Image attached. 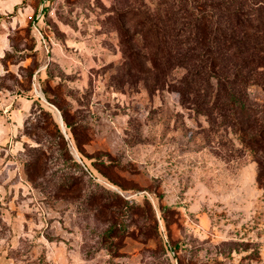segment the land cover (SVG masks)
<instances>
[{
	"label": "rangeland",
	"instance_id": "rangeland-1",
	"mask_svg": "<svg viewBox=\"0 0 264 264\" xmlns=\"http://www.w3.org/2000/svg\"><path fill=\"white\" fill-rule=\"evenodd\" d=\"M163 1L0 0V264H264L258 164L173 91Z\"/></svg>",
	"mask_w": 264,
	"mask_h": 264
},
{
	"label": "trees",
	"instance_id": "trees-1",
	"mask_svg": "<svg viewBox=\"0 0 264 264\" xmlns=\"http://www.w3.org/2000/svg\"><path fill=\"white\" fill-rule=\"evenodd\" d=\"M165 50L183 75L172 83L184 103L214 129L230 127L258 164L264 189V0H164ZM67 126L70 127L69 124ZM240 153V152H239Z\"/></svg>",
	"mask_w": 264,
	"mask_h": 264
},
{
	"label": "built area",
	"instance_id": "built-area-1",
	"mask_svg": "<svg viewBox=\"0 0 264 264\" xmlns=\"http://www.w3.org/2000/svg\"><path fill=\"white\" fill-rule=\"evenodd\" d=\"M27 1H32V0H27ZM42 3H41V8H42V10H43V8H44V3L47 1V0H40Z\"/></svg>",
	"mask_w": 264,
	"mask_h": 264
}]
</instances>
